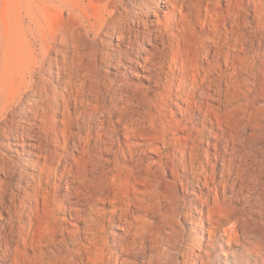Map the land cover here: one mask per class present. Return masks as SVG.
Segmentation results:
<instances>
[{"label":"bare ground","instance_id":"6f19581e","mask_svg":"<svg viewBox=\"0 0 264 264\" xmlns=\"http://www.w3.org/2000/svg\"><path fill=\"white\" fill-rule=\"evenodd\" d=\"M42 1L67 15L65 43L36 48L26 5L30 33L0 28L17 264H264V0ZM182 223L201 230L188 257Z\"/></svg>","mask_w":264,"mask_h":264},{"label":"rangeland","instance_id":"374dc122","mask_svg":"<svg viewBox=\"0 0 264 264\" xmlns=\"http://www.w3.org/2000/svg\"><path fill=\"white\" fill-rule=\"evenodd\" d=\"M24 5L29 7V9L36 8L37 14L40 17L39 26L38 27L32 26V29H35V31L38 35V42L35 44L36 48L40 49V48H49V47H53V46L55 47L57 44H60L62 42L65 43V40L67 39V34L70 30V23L67 20V15H62V14L57 13L52 8H50L48 4H45L44 1H42V0H35V1L34 0H28L27 2H26V0L25 1L24 0H0V28H3V29L8 28L10 33L14 32L17 27L19 29L20 28L22 29L23 26L26 28L27 20L24 21V19L22 17L24 14V11H23ZM19 29H18V31H19ZM27 31H28V29H27ZM25 34L28 37L27 39L31 42L32 37L28 33H26V31H25ZM31 44H32V42H31ZM251 47L252 46L248 47L249 51H250ZM110 72L115 73L116 70L112 69V70H110ZM141 72H142V69H140V73ZM253 72H254L253 70L248 71V76L251 79H252V76L254 75ZM54 76L57 78V74H54ZM244 79H245V77L242 78V80H244ZM130 82L135 84V85H139L140 87H143V88H147L149 86V82L147 80H145V79L141 80V78L137 77V76H135V77L131 76ZM238 108H239V110L236 109L235 111H237V112L236 113L234 112V114L236 116V114L238 113L237 117H239L240 119H239V121L237 119V121L241 127L242 126L241 123L243 125L248 123L246 119H243V115H245L244 112H246L247 109H246V106L245 107L241 106ZM256 110L257 109L253 110V114L255 113V115L258 113ZM232 116L235 118L234 115H232ZM234 118H233V120H234ZM252 147L253 146H251V148L249 147L247 150V152L249 151L248 152L249 157H250L249 154L251 153L250 149H251V151H253L251 153V156L253 155L251 158L252 159L251 162L253 160L255 161L259 157V156H257L259 151L257 149H255L256 147H253L254 148V150H253ZM150 157L152 159H155L157 156L155 155L154 152L151 151ZM253 157H256V158H253ZM220 167H221V164H220ZM230 184H232L231 180H230ZM187 196H188V201H195V196L193 194H188ZM193 211L194 212H192V213L195 214V210H193ZM0 214H1L0 219H2V220L9 217V215H8L9 213L7 210H2L0 212ZM148 221L150 223H152L156 220L155 219L154 220L149 219ZM67 226L71 228L72 222H68ZM176 229L183 232V234L185 235L186 238L191 239V241H182L181 247H180L181 248L180 250L183 251L185 257H188L193 252L190 243L193 242L192 241L193 239L201 236V232H200L201 230H200V228H195V226H192L191 224H187V223H182V224L176 226ZM112 231L118 235L123 233L119 229L118 230L117 229H115V230L109 229L108 237L112 236L111 235ZM11 237H12V235H9L7 238L4 237V239L0 238V247L2 248V249L0 248V252H1L0 253V264H17L16 249L18 246V237L16 234H13L14 238L13 237L11 238ZM107 239L110 240V238H107ZM5 243H6V245H5ZM204 247H206L205 244H204ZM6 251L8 253H5ZM195 252L197 254H201L198 250H195ZM175 253L176 254H174V256L180 257V260L183 261V257L181 256V254H179L177 252H175ZM7 255H9V256H7ZM139 263L143 264L142 259L139 260ZM192 263L193 262L190 259L189 264H192Z\"/></svg>","mask_w":264,"mask_h":264}]
</instances>
